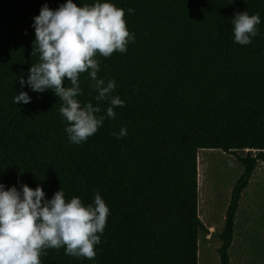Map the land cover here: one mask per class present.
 Instances as JSON below:
<instances>
[{"label": "trees", "instance_id": "obj_1", "mask_svg": "<svg viewBox=\"0 0 264 264\" xmlns=\"http://www.w3.org/2000/svg\"><path fill=\"white\" fill-rule=\"evenodd\" d=\"M65 0H0V183L38 185L51 199L60 188L87 205L99 193L109 208L93 260L46 249L42 264H198V157L203 148L237 156L235 180L218 233L220 264H230L234 216L258 162H264V0H111L124 9L134 40L125 53L98 56V78L113 79L124 100L115 117L80 145L67 140L51 91L21 88L38 62L32 18L43 4ZM94 0H73L77 6ZM131 8L134 11L128 12ZM258 14V35L233 43L231 19ZM81 104L96 101L87 73ZM65 86L70 83L65 80ZM20 91L28 104L13 103ZM127 135L117 139L120 128ZM251 151H255L254 155Z\"/></svg>", "mask_w": 264, "mask_h": 264}, {"label": "clouds", "instance_id": "obj_2", "mask_svg": "<svg viewBox=\"0 0 264 264\" xmlns=\"http://www.w3.org/2000/svg\"><path fill=\"white\" fill-rule=\"evenodd\" d=\"M133 11L128 9L129 13ZM123 17L124 9L111 0H94L84 6L65 0L55 10L43 4L39 14L32 18L35 47L31 54H38V62L28 69L26 81L23 76L17 79L21 88L27 84L33 92L49 90L59 98V115L66 123L64 131L72 144L85 142L105 118L115 117L114 108L124 106V100L112 95L116 82L97 77V57L125 53L128 43L134 40ZM260 23L258 14H235L231 19L233 43L251 44ZM85 72L96 93L94 99L109 103L103 115L98 103L81 104L77 98L82 94L80 74ZM65 80L70 87L65 86ZM30 101L24 91L13 97L15 105ZM113 135L120 139L127 135V130L122 127ZM108 215L109 208L99 193L92 203L85 205L77 196L66 200L61 188L51 199H45L39 185L32 189L20 184L19 190L15 186L5 190L0 183V264H42L40 257L46 249L62 247L65 255L93 260Z\"/></svg>", "mask_w": 264, "mask_h": 264}, {"label": "rangeland", "instance_id": "obj_3", "mask_svg": "<svg viewBox=\"0 0 264 264\" xmlns=\"http://www.w3.org/2000/svg\"><path fill=\"white\" fill-rule=\"evenodd\" d=\"M246 153L247 150H238L236 155L213 148L198 150V215L204 223L198 232V264H220L218 233L232 186L243 170L237 156L244 157ZM255 153L251 151L252 155ZM251 180L236 212L234 236L228 249L231 264H264V162L257 163Z\"/></svg>", "mask_w": 264, "mask_h": 264}, {"label": "crops", "instance_id": "obj_4", "mask_svg": "<svg viewBox=\"0 0 264 264\" xmlns=\"http://www.w3.org/2000/svg\"><path fill=\"white\" fill-rule=\"evenodd\" d=\"M198 153V152H197ZM199 165H200V162H199V159H198V180H199ZM203 165H205V162H204V159H203ZM256 166H257V164H256ZM256 166H255V168H256ZM255 170V169H254ZM253 173H254V171H253ZM253 173H252V175H253ZM252 175H251V178H250V180L249 181H252L251 179H252ZM248 184H249V182H248ZM248 186V185H247ZM246 186V187H247ZM246 187L244 188V190L246 189ZM244 190H243V192H242V195H243V193H244ZM242 195H241V197H242ZM241 199V198H240ZM239 199V200H240ZM238 206H239V202H238ZM239 208V207H238ZM238 208H237V210H238ZM237 210H236V212H237ZM236 212H235V216H234V226H235V219H236ZM199 218H200V215H199ZM201 220V219H200ZM203 223V222H202ZM204 224V223H203ZM234 226H233V236H234ZM232 240H233V238H232ZM229 261H230V264H231V260L229 259Z\"/></svg>", "mask_w": 264, "mask_h": 264}, {"label": "bare ground", "instance_id": "obj_5", "mask_svg": "<svg viewBox=\"0 0 264 264\" xmlns=\"http://www.w3.org/2000/svg\"><path fill=\"white\" fill-rule=\"evenodd\" d=\"M201 177V176H200ZM202 184H200V188H201Z\"/></svg>", "mask_w": 264, "mask_h": 264}]
</instances>
